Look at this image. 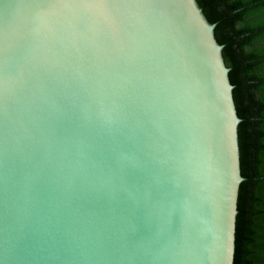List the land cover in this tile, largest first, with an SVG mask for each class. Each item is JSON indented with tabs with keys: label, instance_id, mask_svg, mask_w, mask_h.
<instances>
[{
	"label": "water",
	"instance_id": "water-1",
	"mask_svg": "<svg viewBox=\"0 0 264 264\" xmlns=\"http://www.w3.org/2000/svg\"><path fill=\"white\" fill-rule=\"evenodd\" d=\"M197 0H0V264H234V84Z\"/></svg>",
	"mask_w": 264,
	"mask_h": 264
},
{
	"label": "trees",
	"instance_id": "trees-1",
	"mask_svg": "<svg viewBox=\"0 0 264 264\" xmlns=\"http://www.w3.org/2000/svg\"><path fill=\"white\" fill-rule=\"evenodd\" d=\"M224 45L234 84L242 175L234 264H264V0H197Z\"/></svg>",
	"mask_w": 264,
	"mask_h": 264
}]
</instances>
